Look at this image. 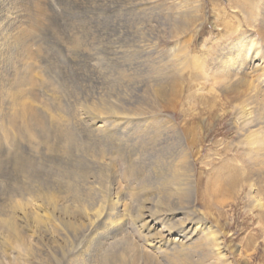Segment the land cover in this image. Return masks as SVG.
Wrapping results in <instances>:
<instances>
[{"label": "bare ground", "instance_id": "6f19581e", "mask_svg": "<svg viewBox=\"0 0 264 264\" xmlns=\"http://www.w3.org/2000/svg\"><path fill=\"white\" fill-rule=\"evenodd\" d=\"M65 1L0 0V264H180L177 259L194 256L195 247H201V263L225 264L226 242L221 232L210 229L206 213L195 203H203L206 195L217 198L222 186L229 192L237 179L214 175L205 195L195 187L190 159L202 151H197L199 132L215 125L221 98L215 85L222 84L225 92L237 93L235 99L226 98L233 107V125L257 160L256 173L262 171L264 101L256 102L261 84L249 78L264 70V51H253L258 42L249 44V35L242 34L220 46L216 57L211 56L216 46L206 42L201 56L191 55L184 37L205 21L201 0H149L155 34L162 6L175 10L169 16L170 36L184 57L181 68L159 74L156 56L154 74L117 78L102 74L104 66L87 65L93 60L90 46L98 41L100 51L110 53L131 44L142 47L141 28L133 26L130 16L124 20L128 14L122 12L123 17H111L108 26L87 33L93 44L84 43L70 37L71 3ZM89 1L97 0L76 4ZM262 1L229 0V6L245 14L250 29L262 21L264 28V17L258 20ZM95 21L102 22L100 15ZM221 25L227 33L238 30L228 21ZM60 31L66 36L60 46L72 53L69 62L51 51ZM151 38L155 47L158 37ZM53 62L60 69L54 74L58 84L53 75L42 73ZM73 65L83 74H68ZM89 66L92 73L86 74ZM118 66H128L126 71L138 67L137 60ZM242 176L239 186L248 184L254 202L262 205L261 179ZM137 183L141 194L135 195Z\"/></svg>", "mask_w": 264, "mask_h": 264}, {"label": "rangeland", "instance_id": "374dc122", "mask_svg": "<svg viewBox=\"0 0 264 264\" xmlns=\"http://www.w3.org/2000/svg\"><path fill=\"white\" fill-rule=\"evenodd\" d=\"M100 1L101 0L92 2L94 5L91 4V1H89L85 4H82L80 7L76 4L77 0L65 1L66 4L71 3L70 5H68V7L70 10L69 12L71 13L70 17L73 19L72 28L74 31L72 32L69 30L70 32H72L70 37H74L76 35L78 38L80 37L82 42H87V44H90L91 42L88 41V39L86 38L87 33L92 34L95 26H108L112 18L123 17L124 13L122 12H125L128 15H124V20L128 19L130 16L129 20L130 22L134 23L133 26L136 27L138 25V28H141V30L137 34L139 37H141V40L143 41L141 44L144 45L142 47L139 46L138 48L133 49L131 44L130 47L122 48V51H120L121 48H119V51H116L114 53H112V51L111 53L107 51V53L105 51H100L103 45H100L97 41L95 45L90 46L93 47L90 50L92 52L91 56L93 60H89L90 62L87 65H90L91 63H96V66H104L103 68L105 69V72L102 74H116L115 76L117 78L118 76H120L119 74H154L155 65L157 64V62L159 74H170V72L174 70L178 71L181 68L180 62L181 60H183L184 57L178 55L176 45L177 41L175 38L170 36V32L172 31V22L170 18L175 16V10H167V6L169 5H163V8L160 9V17L158 18L159 32L155 34V22H153L154 17L150 6L151 4H149V0H147L148 2L146 0H103L102 2ZM229 3V0H201V4H203V15H201L204 17L205 21L202 25L199 24L197 28H194L191 32H188L184 37V39H186L189 43L188 49L191 55L195 54L201 56L202 52H204L202 45L204 42H206L209 46H216L215 53L213 52L214 54L212 53L211 55H214L216 57L219 53L218 51L220 50V46H223L224 44L228 45V43L230 44L231 40H233L234 38H239L242 34L249 35L247 36V38L249 39L243 38L246 39L249 44L251 43V41L252 43H256V41L258 42L257 48L255 47L253 51L255 49L256 51H264V28L262 25V20L264 17V0L262 1L258 9L262 12V14H260V16L258 17V20L262 22H258L255 25L254 29H250L251 27H249V24L251 23L247 21V19L245 18V14L243 12H240L239 10L232 11V8H230L231 6H229ZM56 4L58 7L63 6L59 1H56ZM106 4H108V6H106ZM193 4L194 3H191V6ZM223 8L225 10H223ZM99 15L102 19L101 23L95 21L96 17ZM92 19L94 21H92ZM224 21H228L230 26L232 25L233 27H238V30L234 31L233 34L227 33L226 28L221 25V23ZM70 26L71 25L69 23V26H67V28H70ZM65 30L68 32V29ZM62 32L63 31L59 32V37H57V45L55 43L51 51H55L54 56H56V59H64L65 61L69 62L72 53L66 50V47L64 45V48L60 46L61 40H66V36L61 34ZM150 37H158L157 44L155 47L152 46V38L151 42L149 41ZM188 38L190 40H188ZM54 42H56V40H54ZM152 49L155 50L156 54H154V52L150 53ZM250 53L252 54V52ZM175 54H177V57ZM204 55L206 54L204 53ZM156 56H159V60H157V62H154L153 60H156ZM113 57H116L117 59L120 58V61H112ZM209 57L208 65L210 66L211 58ZM136 60L138 67L135 69L130 68L128 71H126L127 68H129L128 66H118L119 64L125 65V63H129L131 61L135 64ZM55 63L56 62H53V65L50 66L51 68L44 70L42 73L49 78H52L53 75L54 78L52 79H55V83L58 84L57 77H55L54 74H60V69L58 66H56ZM73 67V70L69 71L68 74H83L82 71L78 69L79 66L77 68V65H73ZM91 67L92 66L85 67V69H87L85 70L86 74L92 73ZM82 68L84 71V66ZM165 71L167 72L165 73ZM250 75L251 78H249V81H253V79H255L257 80L256 82H259L261 84V86L257 84L261 100L256 99V102L259 101V103H261L264 101V70H257L255 73ZM133 80L135 81L136 77L133 78ZM249 81L247 83L251 85L252 82L250 83ZM73 84L74 85L72 87H74L78 83ZM206 88L208 89V87ZM207 89H203V91L207 92ZM223 89L224 87L222 84L215 85V94H220L221 97L219 98L218 106L215 107V125L212 130H203L199 132V135L201 134L202 136L198 139L199 141L197 144V151L201 147L202 151L198 152L194 157H191L190 162L194 167L195 187H198L200 189V192L205 195L206 186L207 184L209 185V183L215 179V177H213L214 175L218 176L219 174L222 180L223 178H225V176H235L237 181L232 184V188L229 192H224V186H222L220 195L217 198L213 199L214 197L210 198L209 195H206L204 200H202L204 204L201 202H196L195 205L204 213H206L205 216L207 217L209 225L211 226L210 229L212 231L216 230L217 233L221 232L219 236L223 237L226 242L225 248L227 255L224 260L225 264H264V220L261 219L262 214H264V162L261 165L262 171L260 173H256L258 166L253 164L257 160L253 155H250L248 153V148L245 147L243 143L244 137L242 135L241 130L233 125V111H231L233 110V107H231V105L229 106L227 101L228 99H226L227 96L231 99H235L237 97V93H230V91L225 92V89ZM218 91H220V93H217ZM86 93L90 95L92 94V92L90 91ZM219 102H221V104ZM83 103L87 104L88 102L85 101ZM72 104L76 105L74 103ZM193 105H198V103H195ZM199 108L200 107H198V109ZM185 112L191 111H188L187 108V111ZM204 112L205 111L202 110V117L207 118V114ZM256 114L257 112L255 113V116ZM253 115L254 112L252 116ZM182 116H184V113H181L177 116L179 121ZM260 126L259 128L262 131L261 135H263L262 141L264 148V123H262ZM215 168H220L223 170L221 172H217L216 174L214 172ZM241 168H244L245 170L240 171ZM244 173L246 177H251L255 181L261 179L258 182V185H260L261 189V192L259 194L260 196H258L261 198L259 199L260 201L258 200V202L262 205H258L256 201L254 202V198L252 196L255 193L252 192L253 190L250 188V186H248V184H241V186H239L238 183L242 180L241 177H243L242 174ZM135 185L136 186L133 192H135V195H137V192L141 194L139 183ZM137 206L138 201H136V205L133 203V207L131 208L132 218H134L133 214L135 213ZM131 231L134 230L131 229L130 232ZM131 234L133 233L131 232ZM132 237L133 241L137 242L136 236L134 234ZM200 248L201 247H195V251L193 252L194 256L189 255V257L185 258H181L180 256L177 259L179 260L178 262L180 264H203L197 257ZM119 258H123L122 254L119 255ZM173 262L174 261L171 260L170 264H173ZM206 263L208 262H204V264ZM163 264L167 263L164 262Z\"/></svg>", "mask_w": 264, "mask_h": 264}]
</instances>
